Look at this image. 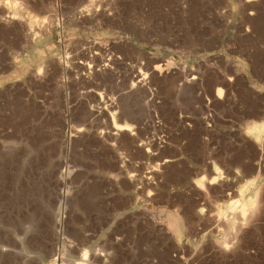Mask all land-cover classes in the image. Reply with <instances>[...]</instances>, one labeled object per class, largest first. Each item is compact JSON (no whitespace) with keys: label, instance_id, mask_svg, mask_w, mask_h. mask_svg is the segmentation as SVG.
<instances>
[{"label":"rangeland","instance_id":"rangeland-1","mask_svg":"<svg viewBox=\"0 0 264 264\" xmlns=\"http://www.w3.org/2000/svg\"><path fill=\"white\" fill-rule=\"evenodd\" d=\"M260 125L264 0H0V264H264Z\"/></svg>","mask_w":264,"mask_h":264},{"label":"bare ground","instance_id":"bare-ground-1","mask_svg":"<svg viewBox=\"0 0 264 264\" xmlns=\"http://www.w3.org/2000/svg\"><path fill=\"white\" fill-rule=\"evenodd\" d=\"M218 94L220 95L221 93H220V91L218 90ZM261 126V125H260ZM246 127H247V125H246ZM121 130H129L128 129V127H119ZM248 128V127H247ZM263 128V127H262ZM249 129V128H248ZM248 129H247V131L246 132H248ZM256 129V128H255ZM258 130V129H257ZM256 130V131H257ZM260 130H262V129H260ZM125 131V132H126ZM250 131V130H249ZM253 131V129L251 130V132ZM259 131V130H258ZM263 131H264V128H263ZM131 132V131H130ZM259 133V132H258ZM248 134H249V132H248ZM253 135V134H252ZM260 136V135H259ZM249 137V136H248ZM261 138H262V135H261ZM256 140L255 141H257V138H255ZM264 139V138H263ZM262 139V140H263ZM216 181H215V179L214 180H212V182L211 183H215ZM257 181L256 180H253L252 182H251V184H250V186L253 188V195L256 193V191H257ZM250 187V188H251ZM259 190V189H258ZM261 190V189H260ZM257 196V195H256ZM255 202H256V200H255ZM261 202V201H260ZM244 209H246V208H244ZM241 212H243V211H241ZM31 227V226H30Z\"/></svg>","mask_w":264,"mask_h":264},{"label":"crops","instance_id":"crops-1","mask_svg":"<svg viewBox=\"0 0 264 264\" xmlns=\"http://www.w3.org/2000/svg\"><path fill=\"white\" fill-rule=\"evenodd\" d=\"M264 128V125H262L260 128ZM263 138H261V147H260V151H261V153H263L264 152V139L262 140Z\"/></svg>","mask_w":264,"mask_h":264}]
</instances>
